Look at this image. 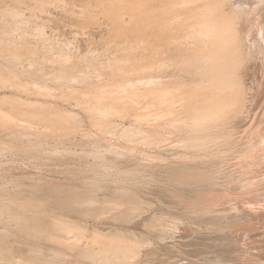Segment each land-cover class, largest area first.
Returning a JSON list of instances; mask_svg holds the SVG:
<instances>
[{
	"label": "rangeland",
	"instance_id": "obj_1",
	"mask_svg": "<svg viewBox=\"0 0 264 264\" xmlns=\"http://www.w3.org/2000/svg\"><path fill=\"white\" fill-rule=\"evenodd\" d=\"M166 2L0 0V264H264L251 232L240 227L252 218L242 217L241 204L227 213L241 196L251 200L244 202L247 206L264 203V184L244 188L243 181L256 166L245 163L250 165L246 169L232 162L235 168L221 165L209 178L203 175V153L194 151L201 159L196 164L193 151L184 152L187 143L202 142L196 140L202 132L193 124L195 112L188 105L198 89L194 61L199 56L185 40L188 24L177 19L196 6L181 8L183 0ZM155 18L165 28L159 34L153 32ZM150 77H161L155 92L148 87ZM162 101H168L173 112L157 105ZM109 147L117 152L110 153ZM151 156L160 157L162 166H148ZM62 189L69 191L66 197ZM258 223L261 230L264 222ZM224 237L232 249L221 244ZM110 247L125 249L120 262L103 258L105 250L114 253ZM254 257L260 258L253 262Z\"/></svg>",
	"mask_w": 264,
	"mask_h": 264
},
{
	"label": "bare ground",
	"instance_id": "obj_2",
	"mask_svg": "<svg viewBox=\"0 0 264 264\" xmlns=\"http://www.w3.org/2000/svg\"><path fill=\"white\" fill-rule=\"evenodd\" d=\"M156 2L160 3V0H155ZM165 3H167V0H163ZM181 8L186 7H192L196 6L195 9L190 10L184 17H180L177 19V22L179 23H184L188 24L187 28V34L185 36V40L190 42L191 45H194L198 49V56L199 59L197 61H194V64L198 65V74H199V79H198V89L194 91V93L191 94V97L189 98L188 105L193 106V111L195 112V116L193 118V124L195 125L197 131L199 130L202 132V138H196L200 141V143H194V142H189L186 144V150L194 151L196 150L198 154L203 153V157H201L202 160H207L206 162L204 161L203 163H206V172H203L205 176H210L209 173H212L213 169L221 167V165H230L232 162L236 164V161H238V165H244L247 163V165L250 163V165L256 166L254 167L253 175L250 177V179L242 180L243 183H245V186L249 187L250 189L253 186L257 187H263L262 184H264V170L262 169V163L264 161V149L260 150V146L264 144V126L261 123H264V0H183V2H180L178 4ZM187 12V11H186ZM153 32L155 34H159L160 32L164 31L165 28L161 26L160 18H155L153 22ZM161 27V28H160ZM183 40V39H182ZM184 41V40H183ZM185 41V42H186ZM182 42V41H181ZM182 44V43H181ZM162 58V57H161ZM193 61H190V63ZM72 64V63H71ZM171 64V63H170ZM179 67L182 68L185 66L184 62L178 63ZM65 67V66H64ZM75 67V66H74ZM66 68H68L66 66ZM109 68V67H108ZM170 69V68H169ZM169 69H167L169 71ZM179 69V68H178ZM162 70V69H161ZM166 70V71H167ZM67 72V71H66ZM122 74V73H121ZM162 74V72H161ZM125 75V74H124ZM127 75V74H126ZM130 75V74H129ZM167 78V76H165ZM89 78V77H88ZM91 78V77H90ZM89 78V79H90ZM159 78V77H158ZM155 78V77H150L148 78V87L149 89H154L159 85V82L157 80H160V78ZM165 78V79H166ZM141 81V80H140ZM139 81V83H140ZM166 82V81H165ZM171 80H169V83ZM133 83V82H132ZM131 83V85H132ZM138 82L136 84H139ZM175 83V82H174ZM197 83V82H196ZM126 84V83H125ZM129 84V83H128ZM127 86H130L128 85ZM142 84V82H141ZM167 84V83H166ZM171 84V83H170ZM161 85V84H160ZM166 86L165 84H163ZM161 86L162 88L164 86ZM126 86V87H127ZM133 86V85H132ZM130 86V87H132ZM143 86V85H142ZM168 86V85H167ZM170 86V85H169ZM125 87V85H124ZM146 87V86H145ZM171 87V86H170ZM172 88V87H171ZM196 88V87H195ZM125 89V88H124ZM127 89V88H126ZM148 89V90H149ZM159 89V88H158ZM186 89V88H185ZM190 89V88H189ZM102 90V89H101ZM100 90V91H101ZM105 90V89H104ZM103 90V91H104ZM168 90V89H167ZM105 90L104 92H106ZM174 91V90H173ZM176 91H178L176 89ZM182 91V90H181ZM153 92H155L153 90ZM180 93V92H179ZM174 94V93H173ZM172 96L175 98L176 96ZM177 94V93H175ZM181 94V93H180ZM131 95V94H130ZM158 96V95H157ZM170 96V97H172ZM150 97V96H149ZM120 98V96H119ZM154 97H152L153 99ZM173 99V98H171ZM178 99V98H177ZM181 99V98H180ZM101 100V99H100ZM151 100V99H150ZM158 100V98H157ZM153 101H156L153 99ZM179 100H177L178 102ZM176 102V101H175ZM173 103V102H170ZM156 104V103H155ZM124 105V104H123ZM151 105V104H150ZM157 105L165 108V110L170 109V104L168 101H162V103H158ZM176 105V104H175ZM158 106V107H159ZM152 107V106H151ZM156 107V108H158ZM155 108V109H156ZM161 108V109H163ZM173 108V107H172ZM188 108V107H187ZM154 109V108H153ZM160 110V109H159ZM181 110V109H180ZM188 110V109H187ZM164 111V110H163ZM171 111V109H170ZM165 112V111H164ZM173 112V110L171 111ZM191 112V111H190ZM160 113V111H159ZM166 113V112H165ZM152 114V113H151ZM156 114V113H154ZM158 114V113H157ZM156 114V115H157ZM161 114V113H160ZM178 115V114H176ZM152 115H150L151 117ZM158 116V115H157ZM182 116L179 115V117ZM155 118V116H152ZM178 117V116H177ZM178 117V118H179ZM170 118V117H169ZM145 119V118H144ZM156 119V118H155ZM167 119V118H166ZM159 120V119H158ZM140 121V120H139ZM148 121V120H147ZM156 121V120H155ZM141 122V121H140ZM191 122V121H190ZM154 123V121H153ZM160 123V122H159ZM186 123V122H185ZM188 123V122H187ZM135 126V125H134ZM142 126V125H140ZM139 126V127H140ZM193 126V125H192ZM263 128H262V127ZM140 129V128H139ZM144 129V128H143ZM127 130V129H126ZM138 130V129H137ZM141 131V130H140ZM175 131V130H174ZM190 131V129H189ZM179 132V131H178ZM174 132V134L178 133ZM182 132V131H181ZM187 132V131H186ZM195 132V131H193ZM198 132V135L201 136ZM168 133V132H167ZM188 133V132H187ZM197 133V132H196ZM195 133V134H196ZM258 133V134H257ZM182 134V133H181ZM184 134V133H183ZM189 134H194V133H189ZM185 135V134H184ZM188 135V134H187ZM197 135V136H198ZM196 136V137H197ZM187 137V136H185ZM184 137V138H185ZM190 137V136H189ZM194 137V135H193ZM193 137H190L191 139ZM129 138V137H128ZM184 138H182L184 140ZM188 138V137H187ZM195 138V137H194ZM87 139V138H86ZM171 139V138H170ZM189 140V138H188ZM195 140V139H194ZM91 145V143H90ZM183 146V145H182ZM110 153H115L117 152L114 150L112 147L108 148ZM99 151V150H97ZM257 151H261L262 153H257ZM183 152V153H184ZM196 152V153H197ZM196 153L193 155L195 156ZM243 153V154H242ZM105 154V153H104ZM197 154V155H198ZM183 155V154H182ZM185 155V154H184ZM183 155V157H184ZM196 155V156H197ZM198 155V156H200ZM204 155H206L204 157ZM135 155L134 157H136ZM188 156V154H187ZM192 156V157H194ZM195 156V157H196ZM189 157V156H188ZM194 159L191 158L193 161L197 160V163H199L200 157H196ZM250 158V159H249ZM148 161V166H159L162 164V159L160 157H150L146 159ZM181 160V158H179ZM185 162L188 163L187 158L185 157ZM135 161V160H134ZM176 161V160H175ZM178 161V160H177ZM182 161H184L182 159ZM181 161V162H182ZM191 161V160H190ZM189 161V162H190ZM191 161V162H193ZM101 162V161H100ZM184 162V163H185ZM140 164V163H139ZM177 164V163H175ZM179 164V163H178ZM182 164V163H181ZM193 164H195L193 162ZM195 164V165H196ZM109 165V164H108ZM117 165V164H116ZM147 165V163H146ZM165 165V164H164ZM185 165V164H184ZM247 165H244L246 168ZM249 165V166H250ZM264 165V164H263ZM111 166V165H110ZM162 166V165H161ZM198 166V165H197ZM232 166V165H230ZM247 166V167H249ZM252 166V167H253ZM104 167V166H103ZM106 167V166H105ZM114 167V165H113ZM172 167V166H171ZM175 167V166H174ZM183 167V164H182ZM186 167V166H185ZM235 168L234 166H232ZM238 167V166H237ZM236 167V168H237ZM251 167V169H252ZM116 168V167H114ZM134 168V167H133ZM150 168V167H149ZM188 168V167H186ZM190 168V167H189ZM199 168V167H198ZM222 168H227V167H222ZM232 168V169H233ZM243 168V167H242ZM250 168V167H249ZM109 169V168H108ZM128 169V168H127ZM172 169V168H170ZM174 169V168H173ZM179 169V168H177ZM181 169V168H180ZM202 169V168H201ZM221 169V168H220ZM228 169V168H227ZM232 169L230 172H232ZM247 169V168H246ZM245 169V171H246ZM167 170V169H166ZM183 168L181 169V171ZM189 170V169H188ZM187 170V172H188ZM193 170V168H192ZM197 168L193 171L196 173H201L200 170L196 171ZM237 170H239L237 168ZM172 171V170H170ZM179 170H177L178 172ZM179 171L178 173H180ZM185 171V169H184ZM183 171V173H184ZM227 171V170H225ZM235 171V169H234ZM233 171V172H234ZM244 170H242L243 172ZM252 171V170H251ZM109 172V171H108ZM132 172V171H130ZM173 172H176L175 170ZM219 172V170H218ZM221 172V171H220ZM219 172V173H220ZM224 172V171H223ZM229 175V170L227 171ZM232 172V173H233ZM237 172V171H236ZM239 172V171H238ZM237 172V173H238ZM241 172V170H240ZM101 173V172H100ZM115 173V172H114ZM169 173V171H168ZM218 173V174H219ZM236 173V175H237ZM244 173V172H243ZM106 174V173H105ZM165 174V173H164ZM177 174V173H174ZM225 175V173H223ZM242 174V173H240ZM180 175V174H179ZM182 175V173H181ZM188 175V174H187ZM192 176L194 174H191ZM212 175V174H211ZM224 178L225 180L227 179ZM231 175V173H230ZM229 175V176H230ZM243 175V174H242ZM250 175V174H248ZM112 176V175H111ZM172 176V175H171ZM175 176V175H174ZM184 176V175H183ZM219 176V175H218ZM234 176V175H233ZM238 176V175H237ZM109 177V176H108ZM150 177V176H149ZM179 177V176H178ZM188 177V176H187ZM185 176V180L187 178ZM195 177V175H194ZM198 177H202L201 174ZM232 177V176H230ZM229 177V178H230ZM246 177V176H245ZM175 178V177H174ZM173 178V179H174ZM191 178V177H190ZM211 178V177H209ZM214 177H212V180ZM222 176L220 177V179ZM233 178V177H232ZM236 178V177H235ZM234 178V182H235ZM244 178V176H243ZM248 178V177H247ZM172 179V178H171ZM189 179V178H188ZM192 179V178H191ZM219 179V181H220ZM176 180V179H175ZM180 179L176 180L179 181ZM180 180V185L181 183H186V181L183 182ZM199 180V178H198ZM210 181V179H208ZM207 180V181H208ZM222 180V179H221ZM224 180V181H225ZM113 181V180H112ZM191 181V180H190ZM204 181V180H203ZM208 181V182H209ZM223 181V180H222ZM222 183H225V182ZM192 182V181H191ZM193 182H195L193 180ZM202 182V181H201ZM206 182V181H205ZM214 182V181H212ZM217 182V181H216ZM215 182V183H216ZM178 183V182H177ZM189 184V182H187ZM220 183V182H219ZM229 183H233L232 181ZM160 184V183H159ZM191 184V183H190ZM193 184H196L193 183ZM191 184V185H193ZM202 185L204 184L201 183ZM200 184V185H201ZM211 184V183H209ZM213 184V183H212ZM218 184V183H217ZM236 184V183H235ZM185 185V184H183ZM200 185L198 187H200ZM226 185V184H225ZM129 186V185H127ZM146 186V185H145ZM189 186V185H188ZM195 186V185H194ZM205 186V185H204ZM203 186V187H204ZM211 185H208V187ZM224 186V185H223ZM231 186V184H230ZM255 186V187H256ZM185 187V186H184ZM225 187V186H224ZM53 188V187H52ZM56 188V187H55ZM202 188V187H201ZM206 188V187H205ZM210 188V187H209ZM223 188V187H222ZM254 188V187H253ZM57 190L61 188H56ZM64 189V188H63ZM65 191V190H63ZM113 189V188H112ZM162 189V188H161ZM187 189V188H185ZM194 189V188H193ZM208 189V188H207ZM206 189V190H207ZM249 189V191H251ZM257 189V188H256ZM261 189H264L261 188ZM260 189V190H261ZM50 190V189H49ZM52 190V189H51ZM50 190V191H51ZM118 190V189H117ZM158 190V189H157ZM156 190V191H157ZM164 189L160 190L163 191ZM248 190V189H246ZM255 190V189H254ZM253 190V191H254ZM259 190V191H260ZM79 191V190H78ZM168 191V189H167ZM166 191V192H167ZM186 190H182L184 192ZM188 191V189H187ZM187 191L185 193H187ZM191 191V190H190ZM194 191V190H193ZM199 191V190H198ZM205 191V190H204ZM208 191V190H207ZM213 191V190H212ZM264 191V190H262ZM54 192V191H53ZM67 192V190L65 191ZM73 192V191H72ZM165 192V193H166ZM177 192V191H176ZM181 192V193H182ZM196 192V191H195ZM78 193V192H77ZM167 193H170L167 192ZM166 193V195H167ZM197 193V192H196ZM200 193V191H199ZM198 193V194H199ZM203 193V192H202ZM210 193V192H209ZM62 194V193H61ZM65 194H69V191ZM79 197L78 194L75 193V191L72 193ZM91 193L89 192V195ZM98 193H95L92 195H97ZM158 194V192H157ZM162 194V193H161ZM173 194V193H171ZM184 194V193H183ZM192 194V193H191ZM190 194V195H191ZM216 194V193H214ZM216 196V195H214ZM245 194V193H244ZM71 195V194H70ZM69 196V197H74V196ZM88 195V193H87ZM160 195V193H159ZM195 195V194H193ZM192 195V196H193ZM200 195V194H199ZM203 195V194H202ZM201 195V196H202ZM212 195V194H210ZM220 195V194H219ZM218 195V196H219ZM251 195V194H250ZM253 195V194H252ZM255 195V192H254ZM262 195V194H261ZM163 196V195H162ZM169 196V195H168ZM182 196V195H180ZM185 196V194H184ZM217 196V198H218ZM224 196V195H223ZM232 196V195H231ZM235 197V195H233ZM256 196V195H255ZM67 197V198H69ZM166 197V196H165ZM198 197V196H196ZM192 197V198H196ZM208 196H205V198ZM210 197V199L212 198ZM221 197V196H220ZM240 198V196H238ZM249 197V194L248 196ZM75 198V197H74ZM99 198V197H98ZM177 198V197H176ZM184 198V197H183ZM191 198V199H192ZM203 198V197H202ZM216 198V197H215ZM215 200H219V199ZM242 198V196H241ZM238 199L235 200L232 198L234 201L238 202H232L231 208L228 210V214L231 215L233 214L237 209H238V204L242 205L243 207V212H246L244 214L242 212V217H249L252 218V221H249L248 223H245L244 225L240 226L242 228L245 227V232H251L252 237H251V243L254 245V247L258 250V252H263L264 253V224L260 228L256 227L258 221L264 222V208L260 207L262 202L259 201L257 202L260 203V206L257 208L253 203V205H248V203H244L246 200L249 199ZM251 198V197H250ZM264 198V197H263ZM78 199V198H77ZM82 200V198L79 197L78 200ZM199 199H201L199 197ZM209 199V198H208ZM225 200V198H222L221 200ZM227 199V196H226ZM231 199V197H230ZM67 200V199H66ZM72 201L74 199H71ZM80 200V201H81ZM186 200V199H185ZM187 200H189V197H187ZM196 200H198L196 198ZM203 200V199H202ZM205 200V199H204ZM229 200V199H228ZM253 200V199H252ZM69 201V200H68ZM77 201V200H76ZM75 201V202H76ZM85 201V200H84ZM83 201V202H84ZM98 202V200H94ZM155 201V200H154ZM191 202V200H189ZM193 201V200H192ZM206 201V200H205ZM203 202L204 204L207 205V203ZM208 201V200H207ZM251 201V200H249ZM246 201V202H249ZM255 201V200H254ZM74 202V201H73ZM74 202L77 205V203ZM82 202V201H81ZM80 202V203H81ZM82 202V203H83ZM87 202V201H86ZM101 202V201H100ZM188 202V204L190 203ZM195 202V200H194ZM198 202V201H197ZM209 202V201H208ZM212 201L209 203L211 204ZM221 202V201H220ZM230 202V201H229ZM228 202V203H229ZM66 203V202H65ZM105 203V201L103 202ZM202 203V204H203ZM213 203V202H212ZM222 203V202H221ZM227 201L225 202V204ZM227 203V204H228ZM244 203V204H243ZM107 204V201H106ZM105 204V205H106ZM113 204V203H112ZM200 204V205H202ZM216 204V203H215ZM214 204V205H215ZM220 203L218 202L219 205ZM224 204V201H223ZM251 204V202L249 203ZM256 204V205H257ZM264 204V203H263ZM262 204V205H263ZM72 205V204H71ZM78 204L77 206H79ZM101 205V203H100ZM191 206V203L189 204ZM188 205V206H189ZM198 205V203H197ZM230 205V203H229ZM259 205V204H258ZM84 206V205H83ZM104 206V205H102ZM101 206V207H102ZM173 206V205H172ZM189 206V207H190ZM199 206V205H198ZM212 205H210L211 207ZM221 206V205H220ZM219 206V210H220ZM223 206V205H222ZM221 206V208H222ZM227 206V205H226ZM94 207V206H92ZM105 207V206H104ZM108 207V206H107ZM158 207V206H157ZM200 207V206H199ZM196 207V208H199ZM208 206H206L207 208ZM208 207V208H210ZM214 207V206H213ZM217 207V206H216ZM230 207V206H228ZM68 208V207H65ZM100 208V207H99ZM191 208V207H190ZM193 208V207H192ZM191 208V209H192ZM204 208V207H203ZM215 208V207H214ZM218 208V207H217ZM263 210H262V209ZM70 209V208H68ZM80 209V208H79ZM104 209V208H103ZM102 209V210H103ZM195 209V208H194ZM202 209V208H201ZM205 209V208H204ZM203 209V210H204ZM210 208L209 210H211ZM228 209V208H226ZM241 209V208H240ZM76 212L77 210L74 209ZM84 210V208H83ZM89 211L90 209L87 208ZM92 210V208H91ZM94 210V209H93ZM105 210V209H104ZM197 210V209H196ZM208 210V209H207ZM208 210V211H209ZM222 210V209H221ZM70 211V210H69ZM68 211V212H69ZM73 211V210H72ZM71 211V212H72ZM80 211V210H79ZM78 211V212H79ZM85 211V210H84ZM142 211V210H141ZM199 211V210H198ZM207 211V212H208ZM216 211V210H215ZM191 212V211H190ZM202 212V211H201ZM210 212V211H209ZM208 212V213H209ZM80 213V212H79ZM195 213V211H194ZM205 213V210H204ZM207 213V214H208ZM212 212L209 213V215ZM122 214V213H121ZM197 214V213H196ZM200 213H198L199 215ZM202 214V213H201ZM206 214V213H205ZM221 214V213H220ZM226 214V213H225ZM224 214V215H225ZM148 215V214H147ZM241 215V214H240ZM131 217V216H130ZM170 217V216H169ZM206 217V216H205ZM222 217V216H221ZM235 217V216H234ZM128 218V217H127ZM84 219V218H83ZM161 219V218H160ZM248 219V218H247ZM246 219V220H247ZM244 220V221H246ZM255 220V222H254ZM203 221V220H202ZM140 222V221H139ZM149 223V222H148ZM195 223V222H194ZM147 224V223H146ZM19 224L18 227L19 229H22V227ZM23 228L24 225L22 224ZM220 226V225H219ZM26 227V226H25ZM231 227V226H230ZM27 228V227H26ZM30 228V227H29ZM28 228V229H29ZM222 229V227H220ZM224 228V227H223ZM27 229V230H28ZM37 229V228H36ZM209 229V228H208ZM216 229V227H215ZM230 229V228H229ZM232 229V228H231ZM230 229V230H231ZM235 229V228H234ZM240 229V228H239ZM259 229V230H258ZM24 230V235L25 232L27 231L26 229ZM22 230V231H23ZM241 230V229H240ZM21 231V233H22ZM31 231V230H30ZM33 231V230H32ZM31 231V232H32ZM182 231V230H181ZM216 231V230H215ZM226 231V230H225ZM243 232V229L241 230ZM28 232V233H27ZM26 234H30L29 231H27ZM36 235H38V232L34 231ZM122 232V231H121ZM233 232V231H232ZM231 232V233H232ZM234 231L233 233H235ZM239 232V231H237ZM260 232V235H258ZM215 233V232H214ZM34 234V233H33ZM240 234V233H239ZM262 234V235H261ZM32 234H30L31 237ZM41 234H39L40 236ZM230 235V234H229ZM242 235V234H241ZM240 235V236H241ZM244 235V234H243ZM242 235V236H243ZM37 236V237H39ZM180 236V235H179ZM33 237V235H32ZM35 237V236H34ZM40 239H43L39 237ZM36 239V238H35ZM38 239V238H37ZM215 239V238H214ZM159 240V239H158ZM217 240V239H216ZM221 244L226 246L227 250L232 249L234 247L233 243L227 239V238H222L220 240ZM217 244L219 242H216ZM238 243V242H237ZM240 243V242H239ZM246 243V242H245ZM250 243V242H249ZM242 244V243H241ZM237 245L240 248H244L242 245ZM112 248V247H110ZM103 248H100V250ZM113 249V248H112ZM217 249V248H216ZM39 250V249H38ZM91 249H89L90 251ZM235 250V249H234ZM239 250V248L237 249ZM236 250V251H237ZM34 251V250H33ZM95 252V250H93ZM99 249L97 250V252ZM104 251V250H102ZM114 253H111V251H106L104 253V259H106V262H113V260H119V256L124 258V253L125 249L122 248H114L113 249ZM36 252V250H35ZM34 252V253H35ZM38 252V251H37ZM36 252V253H37ZM40 252V251H39ZM241 252V249L239 251ZM255 252V251H254ZM88 253V252H86ZM100 253V252H98ZM118 259H116L115 257ZM116 254V255H115ZM123 254V255H122ZM227 254V253H226ZM230 252L228 251V255ZM246 254V253H245ZM251 254V253H250ZM259 254V253H258ZM261 254V253H260ZM39 255V254H38ZM89 255V254H85ZM91 255V254H90ZM93 255V254H92ZM96 255V254H95ZM122 255V256H121ZM127 255V254H126ZM243 255V254H242ZM263 255V254H262ZM36 256V255H35ZM57 256V255H55ZM103 254L100 255L102 258ZM154 256V255H153ZM156 256V255H155ZM264 256V255H263ZM39 257V256H38ZM41 257V256H40ZM79 257V256H78ZM90 256H88L89 258ZM92 257V256H91ZM94 257V255H93ZM96 257V256H95ZM157 257V256H156ZM243 257V256H242ZM37 258V256H36ZM97 258V257H96ZM251 258V257H250ZM249 258V259H250ZM255 258V259H254ZM252 260L253 262L255 260H259V258L254 257ZM257 258V259H256ZM264 258V257H263ZM262 256L260 258L263 259ZM90 259V258H89ZM99 259V257H98ZM156 260V259H155ZM154 260V261H155ZM159 260V259H158ZM92 261V259H91ZM244 261V260H243ZM260 261H257L260 262ZM50 262V261H49ZM242 262V261H241ZM262 262V261H261ZM48 263V262H47ZM163 264V262H161ZM160 263V264H161ZM213 263V262H212ZM216 263V261H215ZM244 263V262H242ZM256 263V262H254ZM253 263V264H254ZM49 264V263H48ZM111 264V263H110ZM155 264V263H154ZM166 264V262H164ZM209 264V263H208ZM221 264V263H220ZM224 264V263H223ZM229 264V263H228ZM263 264V263H262Z\"/></svg>",
	"mask_w": 264,
	"mask_h": 264
}]
</instances>
